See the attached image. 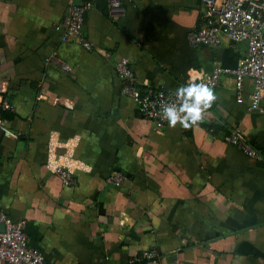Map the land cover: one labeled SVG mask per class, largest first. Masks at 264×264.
<instances>
[{
    "label": "crops",
    "instance_id": "1",
    "mask_svg": "<svg viewBox=\"0 0 264 264\" xmlns=\"http://www.w3.org/2000/svg\"><path fill=\"white\" fill-rule=\"evenodd\" d=\"M121 2L113 18L108 0H92L88 52L56 29L70 0H0V80L13 106L2 113L0 213L25 222L47 264H132L153 249L157 264H264V115L249 110L252 81L238 100L223 77L204 120L172 128L141 115L115 70L127 59L139 88L175 92L235 69L247 46L189 44L202 0ZM233 131L262 162L225 142ZM52 153L71 164L72 185L49 169ZM112 174L124 183L109 186Z\"/></svg>",
    "mask_w": 264,
    "mask_h": 264
},
{
    "label": "built area",
    "instance_id": "2",
    "mask_svg": "<svg viewBox=\"0 0 264 264\" xmlns=\"http://www.w3.org/2000/svg\"><path fill=\"white\" fill-rule=\"evenodd\" d=\"M202 1L207 9L204 21L199 28L190 32L189 44L193 47L215 48L221 46L224 40H228L233 44H245L247 53L235 69L217 66L211 73L191 78V80L197 83L204 81L216 89L220 86L223 77L231 76L235 82L238 100L243 97L245 82L251 80L253 88L248 97L249 110L264 115V0ZM108 2L109 12L113 18L124 16L125 10L121 0H108ZM92 6V0H84L83 3L70 0L67 15L56 28L63 31L62 42L80 46L88 52L97 51L84 34L86 15ZM63 67L67 69L66 66ZM115 70L123 84L122 94L137 104L141 115L159 126L167 124L168 121L161 117V106L163 103L174 102L175 92L154 90L147 83H144L143 89L139 88L131 63L127 59L117 62ZM4 94L5 89L0 80V131L10 136L11 133L6 128L2 113L13 111V106L3 100ZM66 107L71 109L70 105ZM224 140L238 148L248 158L262 162L260 152L239 132H231ZM48 167L64 185L73 184V170L68 161L60 163L59 158L52 153L48 160ZM124 181L121 174H112L107 179V184L111 187H119ZM0 226H3V230L0 229V264H47L43 253L29 246L25 222H13L1 212ZM159 257L158 250L153 249L135 258L132 264H157Z\"/></svg>",
    "mask_w": 264,
    "mask_h": 264
},
{
    "label": "clouds",
    "instance_id": "3",
    "mask_svg": "<svg viewBox=\"0 0 264 264\" xmlns=\"http://www.w3.org/2000/svg\"><path fill=\"white\" fill-rule=\"evenodd\" d=\"M216 99V94L208 83H197L190 79L187 84L175 90L174 102L162 104L161 117L172 128L177 124L189 128L204 120Z\"/></svg>",
    "mask_w": 264,
    "mask_h": 264
}]
</instances>
